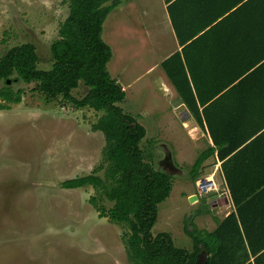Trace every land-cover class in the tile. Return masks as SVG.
Returning <instances> with one entry per match:
<instances>
[{
    "label": "rangeland",
    "instance_id": "1",
    "mask_svg": "<svg viewBox=\"0 0 264 264\" xmlns=\"http://www.w3.org/2000/svg\"><path fill=\"white\" fill-rule=\"evenodd\" d=\"M144 7L143 0H122L119 8L123 9L116 8L105 21L103 39L114 53L108 71L115 79V65L125 62L127 96L118 106L147 131L141 143L145 162L157 171L176 172H170L173 190L159 206L152 233H168L177 247L192 250L185 228L193 230L194 224L212 231L217 227L224 216L219 204L224 201L213 202L222 190L206 195L197 190L190 175L206 143L197 145L191 120L186 123L188 132L182 127L186 117L173 107L178 98L166 91L170 84L163 69L148 73L151 66H160L165 55L158 52L157 41L162 38L155 33L157 23L162 25V14L146 13ZM68 15V0H1L0 59L9 49L32 43L38 68L50 70L51 46ZM109 36L117 46L108 43ZM136 45L141 48L135 51ZM11 85L23 95L20 104L0 110V264H134L125 242L128 228L100 218L91 205L96 189L62 187L106 165L105 136L93 130L103 112L77 109L61 97L48 100L33 90L35 84ZM5 87L1 81L0 90ZM88 91L81 82L73 95L82 99ZM0 104L6 105L1 98ZM214 169L213 161H207L204 170ZM98 175L104 177V171ZM218 178L213 177L221 184ZM192 192L199 195L194 203L188 198ZM103 204L113 207L108 201Z\"/></svg>",
    "mask_w": 264,
    "mask_h": 264
},
{
    "label": "trees",
    "instance_id": "2",
    "mask_svg": "<svg viewBox=\"0 0 264 264\" xmlns=\"http://www.w3.org/2000/svg\"><path fill=\"white\" fill-rule=\"evenodd\" d=\"M68 2L69 15L61 25L58 40L51 46L50 70L38 68L39 56L32 43L11 48L1 57L0 82H5L7 87L0 90V98L6 103L0 104V110H9L8 104L22 102L23 91H14L11 84L23 82L35 84L33 90L48 100L61 97L77 109L103 112L93 130L105 136L106 165L90 175L68 180L62 187L96 189L97 196L91 197V205L100 218L128 228L125 242L134 264H196L203 252L208 254L206 264L264 262V228H260L264 224V179H259V186L246 196L228 176L236 212L230 213L214 231L199 229L194 224L193 230L186 226L185 231L193 242L192 250L177 247L168 233L153 235L159 206L170 197L173 183L166 172L157 171L145 162L141 143L147 131L118 106L125 101L127 93L108 71L113 52L103 39V26L122 0ZM174 7L171 5L170 14L184 48L182 53L168 58L162 69L196 123L210 134L214 143L199 154L191 168L190 175L197 181L204 163L216 153L225 160L236 150L241 151L235 157L252 148L264 149V99L247 103L243 112L233 114L232 127L235 130L249 127L246 135L231 134L230 139L222 140L208 115L212 105L221 103V95L240 93L264 98V0H234L215 16L221 20L206 22L202 29L192 32L185 31L184 24L174 14ZM3 42L0 40V46ZM197 48L204 50L198 52L204 53L199 59ZM216 79L228 81L211 87ZM81 82L89 91L78 99L73 91ZM251 83L255 86H251L253 91H248ZM206 89L212 91L209 99H218L204 100ZM223 121L224 124L221 119L218 123L227 131V118ZM101 171L104 177L98 175ZM103 201L112 203L113 207L107 208ZM255 206L258 210L251 212Z\"/></svg>",
    "mask_w": 264,
    "mask_h": 264
},
{
    "label": "crops",
    "instance_id": "3",
    "mask_svg": "<svg viewBox=\"0 0 264 264\" xmlns=\"http://www.w3.org/2000/svg\"><path fill=\"white\" fill-rule=\"evenodd\" d=\"M0 2H1V0H0ZM233 2H234V0H143V3L145 5L144 11L146 10V13L159 11L162 14V25L157 23V30L155 31V33H156V35H160V37L162 38L161 42L159 39L157 41V44H159L157 47L159 50L158 52H161L162 55H165L160 66H157L158 64L151 66L148 70V73L153 71V70L155 71L157 69L156 67L162 68V64L168 58H170L172 55H174L178 52H180V53L183 52L184 44L180 41L178 34L174 28L173 22H172V18H171V14H170L171 5L175 6L174 7L175 8L174 14L178 18V20L184 24L185 31L192 32L195 30L202 29V27L205 25L206 22L213 21V20L215 21L217 19H220L217 17L215 18V16L224 12L225 7H228ZM122 9H120V10H122ZM149 31H150V29L147 31V33ZM147 33H145V34H147ZM149 35L151 37L154 34L150 32ZM103 37H104V28H103ZM147 40L148 39L146 38V41ZM163 41H165V42H163ZM108 43H111V44L114 43V45L117 46V43L115 42V40L112 36H109ZM134 48H135L134 50L136 51L137 49H140L141 46L136 45ZM142 48L145 49V47H142ZM203 51L204 50L201 51L200 48H197L195 50V52L198 54V56H197L198 59L201 57L199 55L204 54V53H198V52H203ZM216 52H218V51H216ZM224 52H226V51H224ZM220 53H223V52H220ZM113 56H114V53H113ZM132 56L135 57V54H133ZM124 64H125V62L121 61L119 64L115 65V68H116L115 80H117L122 85L124 90L126 91V89H127L125 86V83H126L125 80L126 79H125L124 70H123ZM162 72L165 75L163 70H162ZM166 78H167V76H166ZM227 81L228 80H226V79L225 80H221V79L217 80L216 79L215 82L212 83V85H210V86L213 87V84H215V85L225 84ZM168 82H169L168 84H170V85H168V87L165 88L166 91L169 93L173 92L174 97L178 98L176 104L174 103V106H173V107H175L174 109L178 112V114H180V115L184 114L186 117L185 121L182 122V127H184L185 130L188 132L186 123L188 120H191V124L192 123L194 124V126H192L193 127L192 131H194V135L196 138L197 145L201 144L202 142L204 145L206 143V148L203 151L207 150L210 146H214V143H213V140H212L210 134L205 133L199 127V125L196 123V121L194 120L191 113L188 111L185 104H183L181 97L179 96L178 92L176 91L174 86L171 84L169 79H168ZM251 84L252 85L248 86L249 87L248 91H253V88H251V86L252 87L255 86V83H251ZM213 90H215V89L212 88V91ZM211 92L208 89L204 90V94H203L204 100H206V99L212 100L213 99V98L209 99V97H211ZM126 93H127V91H126ZM221 97H222L221 103H219L217 105H212L208 111V115L210 116L212 124L214 125V127L216 129V134L218 136H221L222 140L230 139L231 134L246 135L249 132V127L244 128L243 130L241 128H237L235 130L232 127V120L233 119L231 120V118L233 117V114L238 115L239 111L243 112L245 110V106H247V103H250L254 100L259 102L260 100H263L264 98H259L257 95L240 94V93L239 94L221 95ZM217 99L218 98H215L212 101L214 102ZM240 106H241V109H238ZM224 117L227 118V122H226L227 131H225V127L222 125V124H224V121H223ZM220 119H221L222 124L218 123ZM263 146H264V144H263ZM226 147H228V146H226ZM262 149H263L262 146H260L259 148H252L249 151L245 152L244 154L237 155L235 157L236 153H238V152L240 153V151H241V150H236V152L231 154L225 160L219 159V157L216 153L214 156H212L211 158H209L207 160V161L212 160L213 164L215 166L214 172H211V173H208L207 171L204 170L205 164L207 163V161L204 163L203 169L201 170L200 177L202 176V177H204V179L210 178L211 180L215 181L213 179V177L219 176L218 179H219L221 184L216 183V185L218 187V191H215V192H220L221 190H222V192L220 193L219 198L216 201H214L213 204L217 201H220V202L222 200L224 201L223 203L219 204V208H224V216H223L222 220H224L230 213L236 212V206H235L234 201L232 199L231 189H230L227 177L230 176V179L234 183L236 188L243 189L244 190L243 195L247 196L250 191H253L257 186H259V184H260L259 179L260 180L264 179V177L262 176L263 175L262 173L264 172V164H262V161L264 159L263 158L264 149L263 150ZM203 151H201V152H203ZM185 156H187V154ZM195 161H194V163H195ZM223 165H224V168H223ZM203 171H205L206 173L202 174ZM200 177L198 178L197 181H195L196 187L198 185V181L201 180ZM242 184H243V187H242ZM197 190H198V187H197ZM252 195H253V193L251 194V196H248V197H252ZM193 196H199V195H197L195 192H192L188 195L189 200ZM260 209H262V208L260 207ZM257 210L258 209L255 206V208L251 212H256ZM260 226H261L260 228H264V224H262ZM214 230H212V231H214ZM251 261L253 262L254 258H252ZM261 264H264V262L262 261Z\"/></svg>",
    "mask_w": 264,
    "mask_h": 264
},
{
    "label": "built area",
    "instance_id": "4",
    "mask_svg": "<svg viewBox=\"0 0 264 264\" xmlns=\"http://www.w3.org/2000/svg\"><path fill=\"white\" fill-rule=\"evenodd\" d=\"M210 178H206L204 180L198 181V189L200 192H203L204 194H209L211 192L218 191V187L216 185V182L212 180V182H209ZM210 183V184H209Z\"/></svg>",
    "mask_w": 264,
    "mask_h": 264
},
{
    "label": "water",
    "instance_id": "5",
    "mask_svg": "<svg viewBox=\"0 0 264 264\" xmlns=\"http://www.w3.org/2000/svg\"><path fill=\"white\" fill-rule=\"evenodd\" d=\"M168 168H170V166L168 165ZM170 171V170H169ZM173 174H176V172L170 171ZM170 172H166L169 176H172V173ZM198 201V196H193L190 198V202L194 203ZM208 262V254L206 252H203L199 255L197 263L196 264H206Z\"/></svg>",
    "mask_w": 264,
    "mask_h": 264
},
{
    "label": "bare ground",
    "instance_id": "6",
    "mask_svg": "<svg viewBox=\"0 0 264 264\" xmlns=\"http://www.w3.org/2000/svg\"><path fill=\"white\" fill-rule=\"evenodd\" d=\"M210 184V183H209Z\"/></svg>",
    "mask_w": 264,
    "mask_h": 264
}]
</instances>
